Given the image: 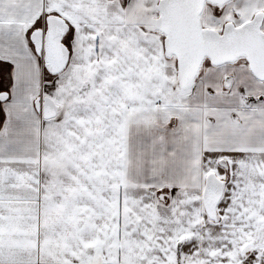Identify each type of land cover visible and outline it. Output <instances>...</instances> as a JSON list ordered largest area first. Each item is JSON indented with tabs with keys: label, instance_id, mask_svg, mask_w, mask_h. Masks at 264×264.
<instances>
[{
	"label": "snow or ice",
	"instance_id": "snow-or-ice-1",
	"mask_svg": "<svg viewBox=\"0 0 264 264\" xmlns=\"http://www.w3.org/2000/svg\"><path fill=\"white\" fill-rule=\"evenodd\" d=\"M0 264H264V0H0Z\"/></svg>",
	"mask_w": 264,
	"mask_h": 264
}]
</instances>
